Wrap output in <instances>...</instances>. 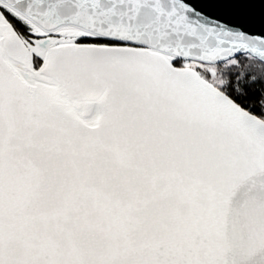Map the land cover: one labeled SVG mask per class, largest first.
Listing matches in <instances>:
<instances>
[{
  "label": "snow or ice",
  "instance_id": "1",
  "mask_svg": "<svg viewBox=\"0 0 264 264\" xmlns=\"http://www.w3.org/2000/svg\"><path fill=\"white\" fill-rule=\"evenodd\" d=\"M0 264H264V0H0Z\"/></svg>",
  "mask_w": 264,
  "mask_h": 264
}]
</instances>
